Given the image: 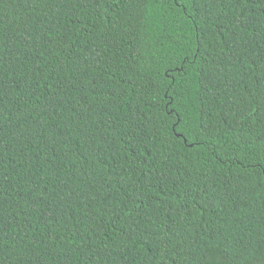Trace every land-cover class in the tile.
<instances>
[{"label": "trees", "instance_id": "trees-1", "mask_svg": "<svg viewBox=\"0 0 264 264\" xmlns=\"http://www.w3.org/2000/svg\"><path fill=\"white\" fill-rule=\"evenodd\" d=\"M264 264V0H0V264Z\"/></svg>", "mask_w": 264, "mask_h": 264}, {"label": "snow or ice", "instance_id": "snow-or-ice-1", "mask_svg": "<svg viewBox=\"0 0 264 264\" xmlns=\"http://www.w3.org/2000/svg\"><path fill=\"white\" fill-rule=\"evenodd\" d=\"M213 258L210 256L209 257V264H212Z\"/></svg>", "mask_w": 264, "mask_h": 264}]
</instances>
